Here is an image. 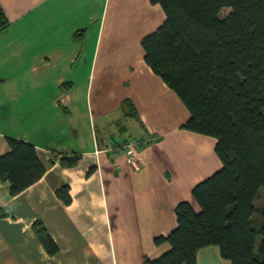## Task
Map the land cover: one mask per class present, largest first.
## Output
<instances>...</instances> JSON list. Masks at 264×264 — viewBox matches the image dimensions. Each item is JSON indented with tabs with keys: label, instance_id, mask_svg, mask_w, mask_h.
<instances>
[{
	"label": "crops",
	"instance_id": "1",
	"mask_svg": "<svg viewBox=\"0 0 264 264\" xmlns=\"http://www.w3.org/2000/svg\"><path fill=\"white\" fill-rule=\"evenodd\" d=\"M0 5L10 23L0 33V154L15 138L33 144L46 168L15 197L0 180V264L161 257L171 246L154 239L177 227L175 208L185 201L197 207L193 188L222 167L216 139L182 129L189 111L144 60L141 42L163 24L164 11L150 0ZM146 136L158 140L138 148L142 168L135 171L122 146ZM74 154L81 157L75 167L60 165L62 155ZM65 185L70 205L56 195ZM37 221L57 254L35 234ZM197 264L231 263L208 247Z\"/></svg>",
	"mask_w": 264,
	"mask_h": 264
},
{
	"label": "trees",
	"instance_id": "2",
	"mask_svg": "<svg viewBox=\"0 0 264 264\" xmlns=\"http://www.w3.org/2000/svg\"><path fill=\"white\" fill-rule=\"evenodd\" d=\"M166 16L144 37V60L176 93L189 118L182 129L216 139L221 169L197 184L175 208L177 227L154 239L171 249L145 264H197L202 249L218 247L231 264H264V0H150ZM230 9L222 16L223 9ZM0 5V33L9 26ZM83 31L76 34L82 37ZM0 180L15 197L40 181L46 168L33 144L8 138ZM79 155H62L75 167ZM91 171L89 172V174ZM66 205L69 186L56 191ZM33 229L50 255L59 249L41 221Z\"/></svg>",
	"mask_w": 264,
	"mask_h": 264
},
{
	"label": "built area",
	"instance_id": "3",
	"mask_svg": "<svg viewBox=\"0 0 264 264\" xmlns=\"http://www.w3.org/2000/svg\"><path fill=\"white\" fill-rule=\"evenodd\" d=\"M157 140H158L157 137L146 136L144 138L128 141L126 144H123L122 148L127 158V162L132 167L133 170L140 171L142 168L141 163L138 159V154H137L138 148L143 145L153 143ZM113 149L115 148H112V150Z\"/></svg>",
	"mask_w": 264,
	"mask_h": 264
},
{
	"label": "rangeland",
	"instance_id": "4",
	"mask_svg": "<svg viewBox=\"0 0 264 264\" xmlns=\"http://www.w3.org/2000/svg\"><path fill=\"white\" fill-rule=\"evenodd\" d=\"M230 9L228 8H225L222 10L221 12V15L224 17V16H227L229 13H230ZM86 118V116H84ZM125 123V122H124ZM131 131L135 134L137 133L138 131V124L137 123H133L131 125ZM218 170H216L215 172H213L210 176H212L213 174H215ZM209 176V177H210ZM255 207H264V188L261 189L260 191V195L259 197L255 200V203H254Z\"/></svg>",
	"mask_w": 264,
	"mask_h": 264
}]
</instances>
